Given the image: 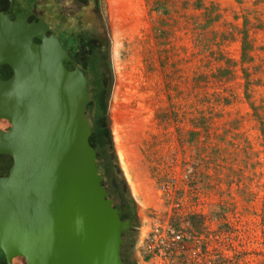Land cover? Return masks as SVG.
Here are the masks:
<instances>
[{"label":"rangeland","instance_id":"374dc122","mask_svg":"<svg viewBox=\"0 0 264 264\" xmlns=\"http://www.w3.org/2000/svg\"><path fill=\"white\" fill-rule=\"evenodd\" d=\"M96 1L112 40L108 153L138 225L186 226L207 242L202 264H264V0Z\"/></svg>","mask_w":264,"mask_h":264},{"label":"flooded vegetation","instance_id":"af4514ba","mask_svg":"<svg viewBox=\"0 0 264 264\" xmlns=\"http://www.w3.org/2000/svg\"><path fill=\"white\" fill-rule=\"evenodd\" d=\"M111 47L101 2L0 0V184L78 139L87 123L101 184L115 214L128 222L121 260L136 264L134 199L111 164L106 139Z\"/></svg>","mask_w":264,"mask_h":264},{"label":"water","instance_id":"95a60500","mask_svg":"<svg viewBox=\"0 0 264 264\" xmlns=\"http://www.w3.org/2000/svg\"><path fill=\"white\" fill-rule=\"evenodd\" d=\"M82 129L0 184V264H123L120 234L128 222L106 196L87 123Z\"/></svg>","mask_w":264,"mask_h":264},{"label":"built area","instance_id":"2783aa9c","mask_svg":"<svg viewBox=\"0 0 264 264\" xmlns=\"http://www.w3.org/2000/svg\"><path fill=\"white\" fill-rule=\"evenodd\" d=\"M195 210L193 207L194 212ZM138 230L141 238L135 246L139 256L137 264H181L178 261L181 254L186 255V264H202L207 260V242L201 243V236H191L192 232L186 226L177 228L157 220L145 223L143 227L140 225ZM175 254L177 259L172 260L171 255ZM208 262L210 264L211 261Z\"/></svg>","mask_w":264,"mask_h":264},{"label":"trees","instance_id":"16d2710c","mask_svg":"<svg viewBox=\"0 0 264 264\" xmlns=\"http://www.w3.org/2000/svg\"><path fill=\"white\" fill-rule=\"evenodd\" d=\"M109 136H110V135H109ZM106 139H107V141L109 142V145L112 144L111 141H110V137H107ZM110 146H112V145H110ZM132 244H133V243H132Z\"/></svg>","mask_w":264,"mask_h":264}]
</instances>
